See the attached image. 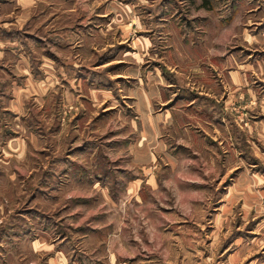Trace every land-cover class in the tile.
<instances>
[{"label": "rangeland", "instance_id": "rangeland-1", "mask_svg": "<svg viewBox=\"0 0 264 264\" xmlns=\"http://www.w3.org/2000/svg\"><path fill=\"white\" fill-rule=\"evenodd\" d=\"M108 1L34 0L26 8L18 0H0V25L27 28L38 41L32 43L37 56L51 52L61 60L96 64L97 72L113 80L112 91L80 86L73 100L55 88L46 101L30 98L21 116L2 111L3 126L17 132L26 154L19 160L0 150V264H264V142L251 144L243 126L239 154L212 133L207 138L196 130L195 141L182 131L172 135L171 126L159 139L166 152L153 161L158 149H144L145 120L136 113V101L141 111L143 99L136 91V101L128 96L137 87L134 74L112 76L121 71L119 63L107 68L112 55L102 58L121 41L119 17ZM174 1L176 17L185 22L225 16L229 0H214L213 14L201 8L202 0ZM245 1L256 13L241 11L242 21L264 18V0ZM134 2L144 15L156 3ZM70 26L86 33L58 49L50 33ZM192 31L202 33V24ZM124 50L113 49V61ZM151 58L139 65L143 71L157 66L155 54ZM118 78L125 80L117 85ZM2 103L6 108L9 102ZM141 157L151 161L142 165Z\"/></svg>", "mask_w": 264, "mask_h": 264}, {"label": "crops", "instance_id": "crops-1", "mask_svg": "<svg viewBox=\"0 0 264 264\" xmlns=\"http://www.w3.org/2000/svg\"><path fill=\"white\" fill-rule=\"evenodd\" d=\"M33 1L18 0L26 8L32 7ZM134 1H108L107 8L112 13L115 9L114 14L119 17L116 25L120 29L121 41L117 43L118 46L108 48L102 58L112 55L105 61V67L119 63L115 66H119L121 71L112 76L123 77L122 73L126 72L134 74L137 87L132 88L128 96L136 101V91L143 99L144 108L141 111L136 101L137 117L139 121L145 120L144 126L140 124L141 142L144 149H158L150 159L154 161L157 154L166 152L165 144L159 139L163 131L171 126L172 135L182 131L195 141L199 134L195 133L196 130L203 132L207 138L212 133L214 141L220 145L227 141L226 145L234 153L240 152L239 129H243V126L249 129L247 135L251 144L256 143L255 139L264 142V18H246L243 21L240 18L241 11L256 13L250 6L253 3L229 0L222 11L225 16L213 15L183 22L176 17L174 11L177 4L174 0H155L147 15L140 14L139 5ZM216 5L214 0H202L201 8L213 14ZM195 23L203 26L202 33H199L201 36L192 31ZM236 28H241L239 33ZM82 33L86 32L81 26H70L54 30L50 36L55 47L64 49L67 43L70 45ZM166 39L172 42L171 46L165 45ZM36 41L27 33V28L6 29L0 25V104L3 99L9 102L6 108L0 105V150L5 148L7 157L19 160L26 154L24 142L15 137L17 132L13 128L3 126L2 111L6 109L21 116L30 98L46 101L55 88L61 89L63 97L73 100L78 94L76 87L83 86L96 93L102 88L106 91L113 89V80L108 72L100 73L94 68L98 65L61 60L51 52H40L37 56L32 47ZM116 48L126 50L122 52V59L113 61V49ZM150 54H155L158 61L152 73L143 71L139 66L145 59L151 58ZM164 54L172 55L171 60L163 57ZM127 57H131L135 63L127 64L124 61ZM9 58L12 59L9 61ZM124 80L118 78L116 84ZM60 83L66 84L68 89ZM165 89L170 90L164 96L161 90ZM120 93L121 89L116 88V94ZM160 107L166 108L165 113H159ZM18 118L15 117L14 121ZM241 120L246 122L242 125ZM1 133H4L2 137ZM7 135L12 137L5 139ZM139 161L144 165L151 160L141 157ZM172 161V164L176 162L174 155Z\"/></svg>", "mask_w": 264, "mask_h": 264}, {"label": "trees", "instance_id": "trees-1", "mask_svg": "<svg viewBox=\"0 0 264 264\" xmlns=\"http://www.w3.org/2000/svg\"><path fill=\"white\" fill-rule=\"evenodd\" d=\"M112 58V57H111ZM99 77V76H98Z\"/></svg>", "mask_w": 264, "mask_h": 264}]
</instances>
